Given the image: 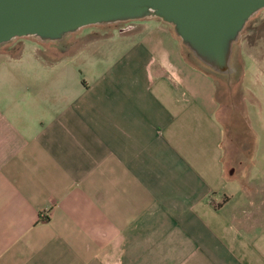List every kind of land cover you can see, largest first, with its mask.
<instances>
[{
	"label": "crops",
	"instance_id": "obj_1",
	"mask_svg": "<svg viewBox=\"0 0 264 264\" xmlns=\"http://www.w3.org/2000/svg\"><path fill=\"white\" fill-rule=\"evenodd\" d=\"M256 17L224 91L254 136L239 142L218 81L158 17L32 39L50 54L37 69L21 68L28 36L0 52V264H264V169L242 101L264 112Z\"/></svg>",
	"mask_w": 264,
	"mask_h": 264
},
{
	"label": "water",
	"instance_id": "obj_2",
	"mask_svg": "<svg viewBox=\"0 0 264 264\" xmlns=\"http://www.w3.org/2000/svg\"><path fill=\"white\" fill-rule=\"evenodd\" d=\"M262 8L264 0H0V47L16 37L56 42L91 24L158 17L199 66L227 75L245 23Z\"/></svg>",
	"mask_w": 264,
	"mask_h": 264
},
{
	"label": "rangeland",
	"instance_id": "obj_3",
	"mask_svg": "<svg viewBox=\"0 0 264 264\" xmlns=\"http://www.w3.org/2000/svg\"><path fill=\"white\" fill-rule=\"evenodd\" d=\"M259 12V10L254 14L252 15L248 20L247 22L245 23L241 33H240V37L238 39V42L241 41V47H242V53L244 56L245 53V39L247 37L244 36V34H246L248 28L252 25H256L258 24V18L256 17L257 13ZM134 22H138V20H129V21H118V22H113V23H106V24H91L93 26L91 27H94V26H105L107 27L108 30H112V29H118L120 27H124V26H128V24H133ZM89 27H82L80 28V30L76 31V32H72L69 36H67L69 39H71L72 37H75L77 34H81V32H86ZM92 30V29H91ZM96 30V29H95ZM99 30V29H97ZM116 34V33H115ZM99 35V33H88L86 35V37H93V36H97ZM245 39L242 40L244 37ZM256 36V35H255ZM27 37V36H26ZM243 37V38H242ZM252 38L254 37V35L251 36ZM24 37H16L14 38L10 43H7L3 46L0 47V52L2 51H11V52H15V51H18L19 49V46H20V43L22 41ZM27 38H31V39H24V49L22 48L21 49V52H20V55L22 57V63H24V65L21 66V68H29L30 65L33 67V62H32V59L33 58H40L42 57L41 59L43 60H46V63L48 64L50 62V54H46V53H43V49L41 47V45H37L36 42H33L32 39L34 40H37L39 41L41 44L45 45L46 48L47 46H49V43L50 41H41V40H38L32 36H28ZM242 38V39H241ZM65 40V39H64ZM247 40V39H246ZM17 42V43H16ZM16 43V44H15ZM240 44V43H239ZM48 51V50H47ZM7 55L4 54V53H0V57H6ZM39 56V57H37ZM34 69H37V68H34ZM215 79L218 81V88H219V92L223 94V100L225 99V95H224V91H225V86H226V81L229 82L232 77L235 78V82H234V86L239 87V78H240V74L237 73V74H234L232 77L229 76V75H219V74H212ZM243 85L246 87V86H250L251 88H253V90L256 91V86L257 85H251L250 83V80H249V77L247 75V78L243 81ZM219 93V94H220ZM239 93V92H238ZM236 93V95L234 94V97L233 99H235V101H240V103L242 101H244V103L246 104V107H247V110L249 111L248 113V118H249V123H250V128L252 129V131L254 132V135H255V141H256V147H257V150L255 151V163L253 165V167H255L257 170L259 169V167H263L264 169V150L263 147H264V112H259L258 111V106L257 104L255 103H252V100L249 98V97H245V98H242V101H241V98L237 97L238 95H242L241 92L238 94ZM225 101L223 102V104L221 105V109H220V112H219V116L221 117V119L223 120V122L225 123L226 127H229V125H233L237 128L234 130V136L232 135V132H231V137L230 140H232V138H234V141H238L239 142V139H241V135L244 134V136L246 138H254V136L252 135L253 133H251V131L249 130V132H247L248 130L246 131H242L244 129H240L242 127V119H241V115L242 113H237V116L235 115L234 119H233V122L232 120L226 115V108H225ZM243 107V103H241L239 105V109H242ZM263 117V118H262ZM229 129V128H227ZM228 131V130H227ZM239 132V133H238ZM236 135H240V137L236 136ZM226 136V135H225ZM226 143V141H225ZM253 141H251V145H252ZM237 143H234V146L232 145H229V150L233 152V161L230 162V165H234L235 168L237 169V171L239 172V169L241 168V166L244 164L243 162L241 163L238 159V155L236 154V150L239 151V149L237 148ZM254 169V171L256 170Z\"/></svg>",
	"mask_w": 264,
	"mask_h": 264
},
{
	"label": "trees",
	"instance_id": "obj_4",
	"mask_svg": "<svg viewBox=\"0 0 264 264\" xmlns=\"http://www.w3.org/2000/svg\"><path fill=\"white\" fill-rule=\"evenodd\" d=\"M186 53H187V56L194 61V63L198 64L196 60L194 59V57L192 56V54L188 51V49H186Z\"/></svg>",
	"mask_w": 264,
	"mask_h": 264
},
{
	"label": "built area",
	"instance_id": "obj_5",
	"mask_svg": "<svg viewBox=\"0 0 264 264\" xmlns=\"http://www.w3.org/2000/svg\"><path fill=\"white\" fill-rule=\"evenodd\" d=\"M127 28H129V27L127 26L126 28H123V29H127ZM123 29H122V30H123ZM244 35H245V34H244Z\"/></svg>",
	"mask_w": 264,
	"mask_h": 264
}]
</instances>
